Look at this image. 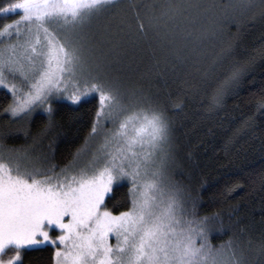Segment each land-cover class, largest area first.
I'll return each instance as SVG.
<instances>
[{
  "label": "snow or ice",
  "instance_id": "1",
  "mask_svg": "<svg viewBox=\"0 0 264 264\" xmlns=\"http://www.w3.org/2000/svg\"><path fill=\"white\" fill-rule=\"evenodd\" d=\"M208 13L222 14L239 32L242 19L264 24V0H166L147 23L139 12L134 22L122 15L119 0H0V88L12 98L4 112L16 123L45 104L51 117L52 99L95 101L89 137H102L87 163H79L86 138L59 171L55 164L37 163L27 150L0 153V264H23L25 250L45 243L55 246L54 264H264V233L258 243L235 235L219 246L211 243L212 233L233 225L221 213L199 217V197L167 171L174 155L167 107L129 89L118 58L103 51L94 55L104 39L125 30L145 35L151 28L172 46L182 25ZM94 22L100 23L95 33ZM181 39L185 52L203 55L194 41L205 33L184 28ZM234 49L229 44L214 58L229 61V67L209 99L210 109L264 61V45L244 59ZM252 97L264 115V87ZM254 127L253 117L242 123L243 129ZM9 135L0 133V143ZM125 181L131 185L130 207L121 211L108 201ZM239 187L226 185L225 197Z\"/></svg>",
  "mask_w": 264,
  "mask_h": 264
},
{
  "label": "trees",
  "instance_id": "2",
  "mask_svg": "<svg viewBox=\"0 0 264 264\" xmlns=\"http://www.w3.org/2000/svg\"><path fill=\"white\" fill-rule=\"evenodd\" d=\"M230 1L236 2L224 0L225 3ZM165 2L119 0V7L128 9L123 15L130 21L134 22L139 12L147 23V18L157 15L159 5ZM201 2L210 4L215 0ZM12 18L15 17L9 19ZM3 22L0 19V23ZM184 28L205 33V39L194 41L203 55L185 52V41L181 39ZM133 34L135 42L122 33L112 39L110 49L120 47V67L126 86L153 96L168 109L174 129V155L168 161V172L189 185L193 197H199V217L221 213L225 223L233 225L230 231L212 233L214 246L233 235L244 243L249 239L258 243L264 233V180L261 179L264 176V115L256 112L252 93L264 87V61L257 62L248 80L229 92L222 105L210 109L209 99L229 67V61L214 63V58L229 44H235L236 58H246L264 45V24L259 21L249 24L242 19L237 32V27L227 24L222 14L208 13L193 24L182 25L172 46L158 39L151 28L145 35L134 30ZM187 47L191 49L193 44ZM9 102L8 92L0 88V120L3 122L10 120L4 112ZM176 103L181 107H174ZM51 104V117L48 112L37 110L27 118L25 130L39 134L46 149L43 163L55 164L59 171L85 145L95 118L96 103L73 105L64 99H54ZM250 117L254 118L255 127L243 129V121ZM237 129H241L238 134ZM234 135V142L226 143ZM15 141L20 143L18 137ZM7 143L16 144L11 140ZM226 185L241 187L225 197ZM108 203L110 207L116 205L121 211L127 210L130 207L129 184L124 182L116 187ZM53 261L50 245L29 248L23 254V264H53Z\"/></svg>",
  "mask_w": 264,
  "mask_h": 264
},
{
  "label": "rangeland",
  "instance_id": "3",
  "mask_svg": "<svg viewBox=\"0 0 264 264\" xmlns=\"http://www.w3.org/2000/svg\"><path fill=\"white\" fill-rule=\"evenodd\" d=\"M119 9H120V12L122 15L126 14L128 11V9L125 7H119ZM99 26H100L99 22H94L93 27H92V31L95 33L99 29ZM122 33L125 34L126 36H128L129 37L128 39L134 40V38H135L133 32L129 33L127 30H125L124 32H121V33L114 35L110 40L104 39L103 43L97 48L94 55L96 57H98V56H100L101 51H103L112 59L118 58L120 61V66H121L122 55L118 51L120 49V47L116 48V49H110V47L112 44L111 43L112 39L118 38L119 36H121ZM134 42H135V40H134ZM9 96H10V102H11V99H12L11 95L9 94ZM52 100H54V99H52ZM64 100H66V99H64ZM66 101H68V100H66ZM47 107H48V105L45 104L41 107L36 108V110L34 112H36L37 110L45 111V109ZM13 119L14 118L10 117L9 122L8 121L3 122L2 120H0V133H3L5 131H8L11 133V135H9V137H8L9 139L7 138L6 141H3L2 143H0V153H3L6 156L7 152L5 151V148H7V149H20L21 151L27 150L28 153L33 157V159L37 163H43V156L45 155L44 151L46 149L44 147V144H42L41 137H39V134L35 135L32 133L26 132L25 124H26L27 118H25L23 120H19L16 123L12 122ZM108 127H111V124H109ZM16 137H18L20 139V143H16V142H19V141H15ZM87 139H88V146L85 149V151H83L81 153V155L79 157V163L81 165L87 163L91 159L93 152L96 150V148L99 146V144L102 143V137H97L96 139H92L88 135ZM9 140H11L12 142H15L16 144L7 143V141H9ZM84 146L82 148H84ZM167 171H168V169H167ZM130 187H131V185L129 184V188ZM58 234H59L58 230H56L55 232L52 233L53 236L58 235ZM111 243L115 244L114 238L111 240ZM44 245H50L53 248V252H55V246L48 244V243H45V244L40 245V246H44ZM53 264H54V261H53Z\"/></svg>",
  "mask_w": 264,
  "mask_h": 264
}]
</instances>
